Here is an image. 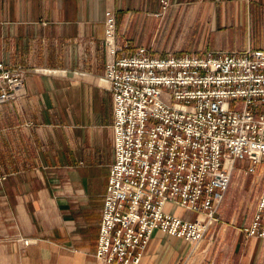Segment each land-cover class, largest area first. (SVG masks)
I'll return each mask as SVG.
<instances>
[{
  "label": "crops",
  "instance_id": "crops-1",
  "mask_svg": "<svg viewBox=\"0 0 264 264\" xmlns=\"http://www.w3.org/2000/svg\"><path fill=\"white\" fill-rule=\"evenodd\" d=\"M107 11L126 53L264 49V0H0V63L25 69L17 121L0 126V264H103L95 247L113 162ZM179 240L154 231L140 264H179Z\"/></svg>",
  "mask_w": 264,
  "mask_h": 264
},
{
  "label": "built area",
  "instance_id": "built-area-1",
  "mask_svg": "<svg viewBox=\"0 0 264 264\" xmlns=\"http://www.w3.org/2000/svg\"><path fill=\"white\" fill-rule=\"evenodd\" d=\"M105 17L113 162L95 258L140 264L156 230L194 245L203 240L235 162H246V174L264 172V49L126 53L127 45L116 43L113 14ZM24 73L0 63V105L21 96ZM167 202L193 218L164 211ZM243 231L264 242V184Z\"/></svg>",
  "mask_w": 264,
  "mask_h": 264
},
{
  "label": "rangeland",
  "instance_id": "rangeland-1",
  "mask_svg": "<svg viewBox=\"0 0 264 264\" xmlns=\"http://www.w3.org/2000/svg\"><path fill=\"white\" fill-rule=\"evenodd\" d=\"M173 52L180 54L204 51ZM13 110V101L0 105V126L14 125L17 119ZM11 148L13 149V146ZM245 171V161L235 162L229 187L203 240L196 245L179 240V245H176L182 256L179 264H225L226 258L237 263L239 256L245 258L244 264H264V242L257 239L256 245H251L248 241L251 237H246L243 231L256 210L264 184V172L259 167L252 174H246ZM163 210L180 213L187 218L194 216V213L174 208L170 202L164 205ZM233 237L239 238L237 243L233 242Z\"/></svg>",
  "mask_w": 264,
  "mask_h": 264
}]
</instances>
